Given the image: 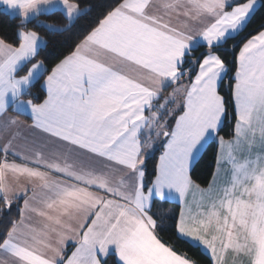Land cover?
<instances>
[{
  "label": "snow or ice",
  "instance_id": "6c2138e0",
  "mask_svg": "<svg viewBox=\"0 0 264 264\" xmlns=\"http://www.w3.org/2000/svg\"><path fill=\"white\" fill-rule=\"evenodd\" d=\"M258 6L264 0H113L51 67L36 31H18L15 45L0 39V116L27 114L44 137L24 150L15 135L0 146V211L22 201L0 264H197L161 237L156 198L181 203L176 236L210 264H264V30L234 45L235 122L230 139L219 135L230 69L218 53ZM0 10L18 14L20 29L57 10L81 14L76 0H0ZM155 141L163 151L148 186ZM211 141L215 172L202 187L193 162Z\"/></svg>",
  "mask_w": 264,
  "mask_h": 264
},
{
  "label": "trees",
  "instance_id": "16d2710c",
  "mask_svg": "<svg viewBox=\"0 0 264 264\" xmlns=\"http://www.w3.org/2000/svg\"><path fill=\"white\" fill-rule=\"evenodd\" d=\"M76 2L80 5L81 14L73 21L66 19L63 12L57 10L54 13L42 14L38 18L28 21L24 29L19 28L21 24L20 17L13 16L0 10V39L15 45L18 31H36L46 41L45 47L41 49L39 58L45 61L46 66L51 67L72 50V45L77 42L83 30L90 26H94L96 20L105 12V6L111 4L113 0H76ZM41 21L47 24H54L58 28L65 30L50 31L41 26ZM262 25H264V6H259L255 15L252 16L251 21L248 23L247 29L240 35H237L235 39H230L225 47L218 53L222 57H227L228 67L230 69L229 77L222 82L220 87V92L226 99L227 116L219 135L223 136L225 139L231 138L230 134L232 133L235 122L230 85L234 83L232 80L234 71L232 70L235 65L232 62L235 56L238 55L239 47H234V45L239 43V46L242 47V43L240 42L243 37L248 36L251 38V35H255L258 31L264 30V28L261 27ZM243 42H246V40ZM204 51L205 48L201 46L198 50L194 51L193 55L200 56ZM31 91L33 96L41 94L38 85L32 88ZM25 98L28 99L30 97L26 96ZM161 151L162 147L146 159L145 181L148 186H151V181L155 178V171ZM217 153L218 145L215 141H211L192 168L193 180L202 187L208 185L215 172ZM2 207L3 205L0 203V208ZM20 208H22V201H16L13 203L10 210L4 209L0 211V239L4 238L7 229L10 227V221L19 218ZM152 212L156 213L161 218L159 223L163 231H161L160 235L164 240L173 243L178 252H187L189 256L197 260V264H210L208 256L202 253L200 249L193 248L183 240L177 238L174 224L178 221L180 212L179 204L156 200L153 203ZM114 261L115 257L110 256L108 258V264H114Z\"/></svg>",
  "mask_w": 264,
  "mask_h": 264
},
{
  "label": "crops",
  "instance_id": "0c3cea01",
  "mask_svg": "<svg viewBox=\"0 0 264 264\" xmlns=\"http://www.w3.org/2000/svg\"><path fill=\"white\" fill-rule=\"evenodd\" d=\"M260 4H261V2H260V0H258V5H260ZM9 14L19 17V15L16 13H9ZM33 19H35V18H32L30 20H33ZM71 21H73V20H71ZM42 39L45 43H43L41 45V49L44 48L46 45L45 39L44 38H42ZM175 86L176 85H172V86L168 87L165 90L164 95L165 96L170 95ZM24 99H26V98L24 97ZM169 107H173V105L169 104ZM145 114L147 115V112ZM226 116H227V111H226ZM12 119L17 120L18 123L15 125L10 124V120H12ZM225 120H226V118L224 119V122H225ZM31 125H32V119L29 115L20 114L17 111H15L14 109L9 108L6 116H0V146H3L4 144H6L8 142V140L10 138H12L13 135H15V137H16V140L14 143H15V146L18 150L26 149L33 140L42 141L44 139V137L39 133L38 130L32 129ZM225 140H227V139H225ZM207 146L208 145H206L205 148H203L201 150L200 155L193 162V166L197 162V160L200 158V156L202 155V153L204 152V150L206 149ZM160 147H162V141L155 142L154 147L152 149L147 150L148 154L145 156V162H146V159L148 157H150L151 155H153ZM162 151H163V148H162ZM162 151H161V153H162ZM218 151H219V149H218ZM12 159H14V158L12 156H9V160H12ZM16 162L20 163L21 161L16 160ZM158 163H159V161H158ZM143 167L145 169V165ZM145 174H146V170H145ZM145 183H146V181H145ZM156 200L168 201V202L179 204L180 209H181V203L178 200H175V199L160 200L159 198H156L154 201H156ZM36 219L37 218L33 217V221H35ZM66 247H67V253L70 254L71 251L74 250L73 242L68 241Z\"/></svg>",
  "mask_w": 264,
  "mask_h": 264
},
{
  "label": "rangeland",
  "instance_id": "374dc122",
  "mask_svg": "<svg viewBox=\"0 0 264 264\" xmlns=\"http://www.w3.org/2000/svg\"><path fill=\"white\" fill-rule=\"evenodd\" d=\"M155 142H158V141H155ZM155 142H154V143H155ZM151 156H152V155H151Z\"/></svg>",
  "mask_w": 264,
  "mask_h": 264
}]
</instances>
